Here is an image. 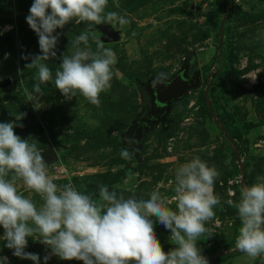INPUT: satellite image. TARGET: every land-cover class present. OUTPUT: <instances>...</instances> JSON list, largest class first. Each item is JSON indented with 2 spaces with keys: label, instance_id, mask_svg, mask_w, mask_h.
Here are the masks:
<instances>
[{
  "label": "rangeland",
  "instance_id": "1",
  "mask_svg": "<svg viewBox=\"0 0 264 264\" xmlns=\"http://www.w3.org/2000/svg\"><path fill=\"white\" fill-rule=\"evenodd\" d=\"M33 2L0 0V122L25 113L17 122L23 127L14 128L15 133L21 138L31 136L40 149L54 146L59 160L46 165L53 182L58 186L71 182L86 194H98V185L103 184L125 198L148 199L156 188L171 197L175 185L169 182L174 181L176 169L199 156L219 173L214 192L220 199L213 209L215 216L205 224L209 231L197 241L202 254L209 264H264V254L253 259L236 249L241 221L237 209L226 203L239 201L242 182L251 186L257 176H264V0H108L106 12L127 14L130 23L123 28L106 23L120 34V40L111 44L103 42V34L95 29L98 25L93 26L95 35L117 59L111 87L100 93L99 106L79 92L66 99L53 80L41 85L44 95L38 108L23 92L26 87L31 93L37 78V69H26L31 61L23 57L40 54L38 36L26 22ZM86 27L87 22L72 21L56 30L60 33L57 57L47 62L53 74L62 54H71L70 41ZM89 46L93 52L97 50L91 37ZM189 61L194 62V72L202 74L200 87L174 105L167 129L160 126L144 131V148L137 158L135 119L124 109L134 105L137 116L143 118L149 111L150 96L131 76L148 81L168 78ZM8 80L10 84L4 87ZM222 117L228 120L227 126ZM248 124L255 125L249 132L245 129ZM77 129L119 138L123 147L131 143L135 149L131 160L122 161L121 151L86 135L68 140ZM235 129L243 132L237 140L231 137ZM124 170L127 176L110 187L114 175ZM18 188L38 207L43 203L19 182ZM170 207L175 210V203ZM151 219L163 250L175 248L170 230L156 217ZM3 236L0 226V257H7L8 264H34L14 256ZM39 239L38 235L28 237L25 251L38 254L39 264H45L43 258L51 250ZM47 264L84 262L52 255Z\"/></svg>",
  "mask_w": 264,
  "mask_h": 264
},
{
  "label": "clouds",
  "instance_id": "2",
  "mask_svg": "<svg viewBox=\"0 0 264 264\" xmlns=\"http://www.w3.org/2000/svg\"><path fill=\"white\" fill-rule=\"evenodd\" d=\"M107 5L108 0H34L26 22L38 36L40 54L23 57L31 61L26 69H37L32 92L23 89L34 107L44 95L41 85L53 80L66 99L79 92L99 106L100 93L111 87L117 59L95 35L93 26L111 23L123 28L130 23L127 14L106 12ZM72 21L87 22L86 30L70 41L71 54H62L53 74L47 62L57 57L60 33L56 30ZM90 37L97 45L95 52L89 46ZM25 115L19 113L12 121L0 122V226L5 246L14 256L39 264L38 254L25 251L27 238L38 235L39 242L51 250L43 258L45 264L52 255L84 264H209L197 241L209 231L205 224L220 204L214 192L219 175L214 166L199 156L181 164L174 181L169 182L175 185L171 197L156 188L148 193V199L125 198L103 184L98 185V194H86L71 182L54 183L37 141L15 133L14 128L23 127L17 122ZM134 151L130 143L120 155L131 160ZM18 182L38 194L43 203L38 207L26 197ZM226 203L237 209L241 221L236 249L253 259L264 254V176H257L251 186L242 185L238 202L229 199ZM151 217L170 230L175 248L163 250ZM0 264H8L7 257H0Z\"/></svg>",
  "mask_w": 264,
  "mask_h": 264
},
{
  "label": "water",
  "instance_id": "3",
  "mask_svg": "<svg viewBox=\"0 0 264 264\" xmlns=\"http://www.w3.org/2000/svg\"><path fill=\"white\" fill-rule=\"evenodd\" d=\"M95 29L103 34V42L111 44L120 40V34L114 30L112 26L101 24ZM193 61L187 62L175 75L169 78H151V80L142 83L148 95L149 111L147 116L151 114H161L158 116L156 123L160 121L166 124L168 115L171 114L174 103L183 102L188 94L199 88L202 83L201 72H197L195 77L191 79L189 76L190 71L194 68ZM10 84L8 80L3 86L6 87ZM141 132V131H140ZM142 132L137 136L138 148L136 149L137 158L142 148ZM42 156L47 164L58 162L59 155L54 146H49L42 149Z\"/></svg>",
  "mask_w": 264,
  "mask_h": 264
},
{
  "label": "trees",
  "instance_id": "4",
  "mask_svg": "<svg viewBox=\"0 0 264 264\" xmlns=\"http://www.w3.org/2000/svg\"><path fill=\"white\" fill-rule=\"evenodd\" d=\"M215 58L216 57L213 58L212 62L207 67H209L211 64H213V61H214ZM131 80H134L138 84H142V83H145V82L148 81V79H146L144 77H141L139 75L131 76ZM179 103H182V102H179ZM175 104H177V103H175ZM174 105H173V107H174ZM124 110L126 111V113L128 115L131 116V118L136 119V117H138L137 116V114H138L137 113V109L135 108L134 105H127ZM17 111L20 112L21 110L18 109ZM221 121L224 123V125H226V126L228 125V120L226 118H223L222 117L221 118ZM254 127H255L254 124H248L245 129H246L247 132H249ZM164 130L165 129H163V131ZM242 134H243V132L235 129L234 131L231 132V137H232V139L237 140L238 138H241L242 137ZM84 135H86L85 137H87L89 139H95V140H97V142L102 143L103 145H109V146H111L114 149L119 150V151H121V149L124 148L121 145V142H120V139L119 138H115V137L104 138L103 135H98L96 133L89 134V132L87 130H84V129H77V131L75 132V134L73 136L69 137L68 140H70V141L80 140L81 137L84 136ZM137 147H138V145H137ZM143 148L144 147H143V143H142L141 151H143ZM135 160H137V158H135ZM122 161L125 162L126 160L122 158ZM121 171H119L118 173H116L114 175V178L110 182V187H113L115 184L119 183L121 181V179H123L124 177L127 176V170L126 171L124 170L123 172H121ZM122 173H124V174H122Z\"/></svg>",
  "mask_w": 264,
  "mask_h": 264
},
{
  "label": "flooded vegetation",
  "instance_id": "5",
  "mask_svg": "<svg viewBox=\"0 0 264 264\" xmlns=\"http://www.w3.org/2000/svg\"><path fill=\"white\" fill-rule=\"evenodd\" d=\"M197 72H199V71L194 72V68L190 71L189 76L191 77V79H193L195 77ZM201 78H202V74H201ZM158 116H162V115L161 114H151L149 116L146 115L143 118L136 117L134 124H133V127L135 128V136L137 137L141 132L143 134L144 131L150 132L153 129L160 127V126H162L164 129H167L169 127V116L170 115H168V117L166 119V124H163L161 121L157 124L156 121H157ZM142 137H143V135H142Z\"/></svg>",
  "mask_w": 264,
  "mask_h": 264
},
{
  "label": "built area",
  "instance_id": "6",
  "mask_svg": "<svg viewBox=\"0 0 264 264\" xmlns=\"http://www.w3.org/2000/svg\"><path fill=\"white\" fill-rule=\"evenodd\" d=\"M243 181V180H242ZM242 185H244V182H242Z\"/></svg>",
  "mask_w": 264,
  "mask_h": 264
}]
</instances>
